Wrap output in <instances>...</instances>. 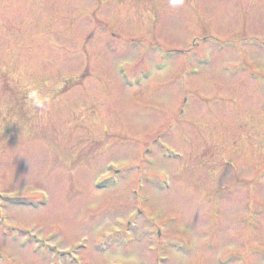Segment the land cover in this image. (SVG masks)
I'll list each match as a JSON object with an SVG mask.
<instances>
[{
	"label": "rangeland",
	"instance_id": "obj_1",
	"mask_svg": "<svg viewBox=\"0 0 264 264\" xmlns=\"http://www.w3.org/2000/svg\"><path fill=\"white\" fill-rule=\"evenodd\" d=\"M0 264H264V0H0Z\"/></svg>",
	"mask_w": 264,
	"mask_h": 264
},
{
	"label": "clouds",
	"instance_id": "obj_2",
	"mask_svg": "<svg viewBox=\"0 0 264 264\" xmlns=\"http://www.w3.org/2000/svg\"><path fill=\"white\" fill-rule=\"evenodd\" d=\"M32 98H33V100H34L35 103H37V104L40 103V100L36 97V94L35 93L32 94Z\"/></svg>",
	"mask_w": 264,
	"mask_h": 264
}]
</instances>
